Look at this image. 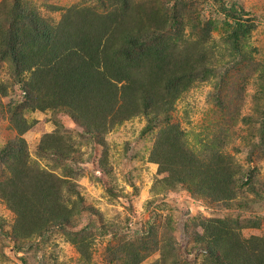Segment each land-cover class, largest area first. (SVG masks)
Wrapping results in <instances>:
<instances>
[{
  "label": "rangeland",
  "instance_id": "obj_1",
  "mask_svg": "<svg viewBox=\"0 0 264 264\" xmlns=\"http://www.w3.org/2000/svg\"><path fill=\"white\" fill-rule=\"evenodd\" d=\"M130 1L147 11L150 7L164 9L173 2ZM185 1L189 2L185 13L191 15L192 23L185 28L181 45L210 58L209 67L216 72L206 80H196L180 95L169 124L178 127L197 157L217 152L229 160L243 176L239 193L230 202H216L198 196L186 184L170 182L150 161L163 125L145 132L148 123L143 115L124 121L109 130L103 142H96L67 116L28 108L23 83L12 75L9 63L2 62L0 182L23 164L38 167L70 180L82 210L66 231L15 241L11 233L15 215L0 197V264H121L109 258L107 248L136 244L141 238L151 253L140 264H209L193 242L195 232H201L196 222L206 218L228 222L239 228L243 238H264V147L260 145L264 136V0H225L243 9V19L227 17L212 0ZM20 2L51 24L59 23L72 7L99 11L97 0ZM10 4L11 0H0V6ZM237 20L247 29L241 44L247 60L239 55L232 59L223 43ZM205 23L211 28L206 43H201ZM27 77L23 75L24 81ZM13 114H21L31 124L22 136L12 126ZM55 130L75 150L67 159L40 148L43 136ZM18 137L24 140L25 153L15 161L6 149ZM67 185L62 188L63 198L75 199ZM74 235L86 243L85 255L69 241Z\"/></svg>",
  "mask_w": 264,
  "mask_h": 264
},
{
  "label": "trees",
  "instance_id": "obj_2",
  "mask_svg": "<svg viewBox=\"0 0 264 264\" xmlns=\"http://www.w3.org/2000/svg\"><path fill=\"white\" fill-rule=\"evenodd\" d=\"M212 1L227 17L246 15L237 4ZM97 4L99 11L69 8L56 24L25 8L20 0L0 6V63L8 62L12 75L23 83L25 106L69 117L96 142L124 121L143 115L148 123L145 132L163 125L150 155L159 173L167 174L172 183L186 184L202 198L233 200L243 181L233 164L217 152L197 157L178 127L169 124L180 95L196 80L216 72L209 67L210 58L203 53L197 58L194 48L181 45L184 30L192 23L185 13L189 2L173 0L171 6L148 11L130 0H97ZM235 23L223 43L232 59L239 55L247 60L241 50L247 29L239 20ZM210 28L203 25L201 43H206ZM24 74H28L25 81ZM11 123L19 136L31 127L21 114H13ZM24 145L18 137L6 150L17 161L25 153ZM260 145L264 147V136ZM40 148L62 159L75 152L58 130L45 134ZM69 181L23 164L0 182V197L15 215L11 230L15 241L73 226L82 203ZM66 184L75 199L63 198ZM196 226L201 232H195L193 242L209 264H264V238H243L239 228L217 218L200 219ZM75 235L69 241L85 255L86 243ZM147 244L141 238L136 244L107 248L108 255L121 264H140L151 253Z\"/></svg>",
  "mask_w": 264,
  "mask_h": 264
}]
</instances>
